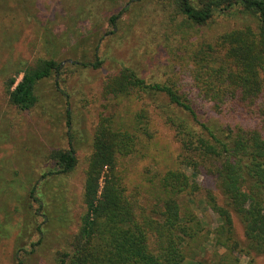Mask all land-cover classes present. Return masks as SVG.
<instances>
[{
    "label": "rangeland",
    "instance_id": "rangeland-1",
    "mask_svg": "<svg viewBox=\"0 0 264 264\" xmlns=\"http://www.w3.org/2000/svg\"><path fill=\"white\" fill-rule=\"evenodd\" d=\"M9 6L0 14V264H15L18 249L24 264H58L56 253L67 249L85 209L84 171L100 115L110 117L114 129L135 136L136 149L118 159L117 173L126 195L137 194L148 211L165 198L160 181L166 172L181 170L194 178L197 192L177 198L182 215L192 212L197 222L195 237L184 250L188 259L218 264L226 252L237 264H264V256L247 253L234 213L229 248L217 245L219 219L205 198L209 191L220 203V190L211 175L181 163L182 125L203 132L189 114L164 95H102L106 78L123 68L147 83L175 85L179 92L195 95L188 76L193 62L212 55L207 46L215 48L222 34L254 28L253 18L217 14L203 26L188 27L166 0H10ZM37 59H54L60 69L37 84L35 106L20 111L8 104L3 80ZM96 61L101 62L97 68L84 66ZM20 79L16 76V82ZM194 109L205 125L255 128L264 139V119L217 110L200 100ZM69 143L76 167L38 185L44 204L39 213L27 191L51 168L50 154L67 150Z\"/></svg>",
    "mask_w": 264,
    "mask_h": 264
},
{
    "label": "trees",
    "instance_id": "trees-1",
    "mask_svg": "<svg viewBox=\"0 0 264 264\" xmlns=\"http://www.w3.org/2000/svg\"><path fill=\"white\" fill-rule=\"evenodd\" d=\"M9 1L0 0V14L9 11ZM166 2L188 27L203 26L217 14L237 13L252 17L255 26L222 34L215 48L207 46L212 55L191 63L188 76L195 95L187 96L175 85L147 83L129 68L109 75L103 83L102 95L118 97L135 91L164 95L170 104L187 112L205 134L182 125L179 130L184 149L181 163L211 175L220 190L223 197L220 203L209 191L205 198L219 219L215 231L217 245L229 248L234 213L243 227L247 253L264 256V139L255 128L237 126L225 130L221 125H205L198 121L194 109L200 100L211 103L217 110L225 108L255 120L264 119V0ZM116 18L111 17L109 22L113 24ZM100 64L96 61L84 66L97 68ZM59 69L60 64L54 59H37L32 65L15 70L3 80L8 104L20 111L32 109L38 100L37 84ZM19 75L21 79L16 82ZM66 114L69 115L68 111ZM135 149L133 134L114 129L112 119L100 115L84 171L82 204L85 209L67 249L56 253L58 264H211L189 260L184 251L195 237L197 222L192 212L185 211L182 215L177 198L197 192L194 178L181 170L166 172L160 181L165 198L158 207L148 211L139 203L137 194L126 195L117 173L118 159ZM49 161H52L51 168L27 191V199L37 203L39 213L44 204L38 185L42 181L48 183L54 176L67 175L76 167L72 144L69 143L67 150L53 151ZM19 252L18 249L14 254L15 264H24ZM225 253L218 264H237Z\"/></svg>",
    "mask_w": 264,
    "mask_h": 264
}]
</instances>
